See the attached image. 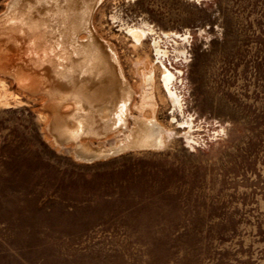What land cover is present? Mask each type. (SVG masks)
Here are the masks:
<instances>
[{
  "label": "rangeland",
  "instance_id": "374dc122",
  "mask_svg": "<svg viewBox=\"0 0 264 264\" xmlns=\"http://www.w3.org/2000/svg\"><path fill=\"white\" fill-rule=\"evenodd\" d=\"M93 24L137 105L155 77L163 145L80 159L0 73V264H264V0H103Z\"/></svg>",
  "mask_w": 264,
  "mask_h": 264
},
{
  "label": "bare ground",
  "instance_id": "6f19581e",
  "mask_svg": "<svg viewBox=\"0 0 264 264\" xmlns=\"http://www.w3.org/2000/svg\"><path fill=\"white\" fill-rule=\"evenodd\" d=\"M102 1L10 0L0 14V73L30 94L44 96L56 142L80 159L160 148L166 130L155 114L153 74L145 77L150 97L146 93L139 106L116 46L95 32L94 14ZM164 80L170 90L169 71ZM146 107L152 109L151 117L145 115ZM71 141H76L74 148L64 145Z\"/></svg>",
  "mask_w": 264,
  "mask_h": 264
}]
</instances>
